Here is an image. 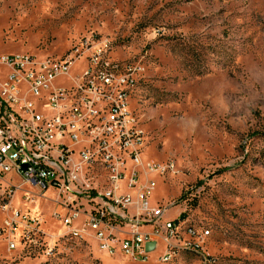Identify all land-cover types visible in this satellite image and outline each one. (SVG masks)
I'll return each mask as SVG.
<instances>
[{
  "label": "rangeland",
  "instance_id": "374dc122",
  "mask_svg": "<svg viewBox=\"0 0 264 264\" xmlns=\"http://www.w3.org/2000/svg\"><path fill=\"white\" fill-rule=\"evenodd\" d=\"M94 51L137 69L129 109L144 132L141 161L174 164L151 176L150 205L165 208L164 221L209 231L202 249L167 264H264V0H0V55L76 52L75 77ZM21 197L12 199L20 210ZM3 202L0 191V228ZM29 208L48 246L8 250L0 235V264H161L160 245L146 263L109 256L91 238L68 239L51 202Z\"/></svg>",
  "mask_w": 264,
  "mask_h": 264
},
{
  "label": "built area",
  "instance_id": "2783aa9c",
  "mask_svg": "<svg viewBox=\"0 0 264 264\" xmlns=\"http://www.w3.org/2000/svg\"><path fill=\"white\" fill-rule=\"evenodd\" d=\"M78 59L76 52L59 60L0 55V71L6 72L0 80V191L6 213L0 235L7 249L45 246L41 219L29 208L38 199L61 209L64 214L54 210L50 217L68 239L91 238L109 256L146 263L160 245L158 262L167 264L176 251L202 249L208 230L164 221L165 208L149 203L156 185L151 176L164 178L175 167L171 161H141L144 132L129 109L136 67H119L94 51L83 73L70 77L69 67ZM63 76L70 85L55 86ZM8 174L28 189H19ZM17 191L21 210L12 205ZM48 192L54 200L44 197Z\"/></svg>",
  "mask_w": 264,
  "mask_h": 264
},
{
  "label": "water",
  "instance_id": "95a60500",
  "mask_svg": "<svg viewBox=\"0 0 264 264\" xmlns=\"http://www.w3.org/2000/svg\"><path fill=\"white\" fill-rule=\"evenodd\" d=\"M25 168H26V167H23V170H25ZM154 246H155V243H154V242H153V243H148V244L146 245V250H147V251L152 250V249L154 248Z\"/></svg>",
  "mask_w": 264,
  "mask_h": 264
},
{
  "label": "trees",
  "instance_id": "16d2710c",
  "mask_svg": "<svg viewBox=\"0 0 264 264\" xmlns=\"http://www.w3.org/2000/svg\"><path fill=\"white\" fill-rule=\"evenodd\" d=\"M181 217H182V215H181Z\"/></svg>",
  "mask_w": 264,
  "mask_h": 264
}]
</instances>
